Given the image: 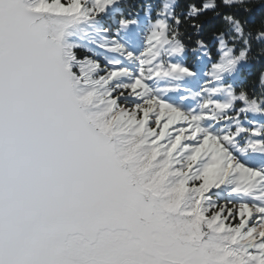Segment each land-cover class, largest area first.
Masks as SVG:
<instances>
[{
  "label": "snow or ice",
  "instance_id": "obj_1",
  "mask_svg": "<svg viewBox=\"0 0 264 264\" xmlns=\"http://www.w3.org/2000/svg\"><path fill=\"white\" fill-rule=\"evenodd\" d=\"M0 264H264V0H0Z\"/></svg>",
  "mask_w": 264,
  "mask_h": 264
}]
</instances>
